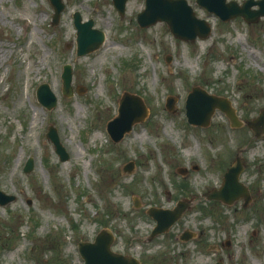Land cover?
Masks as SVG:
<instances>
[{"label":"rangeland","instance_id":"374dc122","mask_svg":"<svg viewBox=\"0 0 264 264\" xmlns=\"http://www.w3.org/2000/svg\"><path fill=\"white\" fill-rule=\"evenodd\" d=\"M62 1L51 24L49 0H0V190L14 195L0 204V264H84L77 243L102 228L114 233L113 250L127 249L145 264H264V133L254 138L246 125L231 127L218 109L207 126L185 116L186 94L196 85L230 99L242 120L264 107V17L221 21L186 0L212 29L185 41L163 21L140 27L144 0H127L123 15L112 0ZM75 11L105 33L97 49L80 56ZM65 63L69 96L61 90ZM42 82L56 97L50 109L35 95ZM123 90L138 94L147 114L114 142L105 126ZM49 125L65 160L46 136ZM237 155L250 200H208L204 193L220 186ZM179 199L188 202L181 217L149 240L155 221L146 209ZM185 227L198 235L179 240Z\"/></svg>","mask_w":264,"mask_h":264},{"label":"water","instance_id":"95a60500","mask_svg":"<svg viewBox=\"0 0 264 264\" xmlns=\"http://www.w3.org/2000/svg\"><path fill=\"white\" fill-rule=\"evenodd\" d=\"M53 7L52 24L59 20L60 13L64 8L62 0H49ZM200 6L205 7L218 15L222 20H228L234 16L240 15L248 22L257 21L264 15V0H245L238 4L234 0H195ZM126 0H113V4L118 12L123 15ZM252 5H258V8H251ZM165 21L168 28L175 37L183 40H194L196 36L205 37L210 32L209 24L201 18L195 16L191 6L186 0H144V8L137 13V22L141 27L149 26L157 21ZM73 24L76 28V54L83 55L98 48L105 38L102 30L93 27V20L82 21L78 11L73 13ZM62 92L65 95H71V70L70 65L63 66ZM37 98L47 108L56 105V97L50 90L47 83H41L37 87ZM174 98L169 96L166 100L168 109H172ZM186 115L188 121L193 124L205 126L208 124L211 114L215 108H219L229 117L231 125H241V120L237 117L235 109L230 102L220 96L208 93L204 89L194 86L189 92L185 102ZM146 115V108L141 98L135 94L125 91L119 100L118 115L107 123V130L114 141L120 140L124 133L129 131L132 125L141 121ZM246 124L254 131L255 136H260L264 132V108L259 114L246 121ZM46 136L53 142L55 151L61 160L67 159V153L61 145L56 129L53 126L48 127ZM32 168V158H28L25 163L24 171L28 172ZM130 169V168H129ZM242 170V164L239 158L228 168L224 174L223 184L219 191L207 193V198H217L230 203L233 200L243 196L248 200L247 189L238 181V176ZM184 169H180L183 172ZM14 199L13 195H8L0 191V204H5ZM138 205L137 200H134ZM188 203L185 200L177 202L171 209L160 207H149L147 213L156 220L149 238L156 234L165 232L181 216ZM195 235L194 232L185 230L180 234L181 240H188ZM112 234L106 230H100L93 242L80 241L78 248L85 264H140L133 257L111 251ZM215 264H222L217 262Z\"/></svg>","mask_w":264,"mask_h":264},{"label":"flooded vegetation","instance_id":"af4514ba","mask_svg":"<svg viewBox=\"0 0 264 264\" xmlns=\"http://www.w3.org/2000/svg\"><path fill=\"white\" fill-rule=\"evenodd\" d=\"M120 253L125 254V255H133V256H136V257L141 261L142 264H145V261H142V258H140L138 255H136V254L130 252V251L127 250V249H125V250H123V251H120Z\"/></svg>","mask_w":264,"mask_h":264},{"label":"bare ground","instance_id":"6f19581e","mask_svg":"<svg viewBox=\"0 0 264 264\" xmlns=\"http://www.w3.org/2000/svg\"><path fill=\"white\" fill-rule=\"evenodd\" d=\"M33 119H35V116L33 117Z\"/></svg>","mask_w":264,"mask_h":264}]
</instances>
